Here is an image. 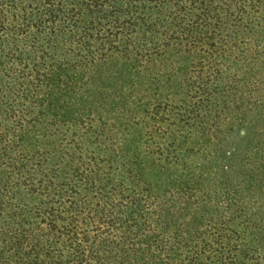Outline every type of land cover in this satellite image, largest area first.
Segmentation results:
<instances>
[{"label":"trees","instance_id":"trees-1","mask_svg":"<svg viewBox=\"0 0 264 264\" xmlns=\"http://www.w3.org/2000/svg\"><path fill=\"white\" fill-rule=\"evenodd\" d=\"M0 264H264V0H0Z\"/></svg>","mask_w":264,"mask_h":264}]
</instances>
